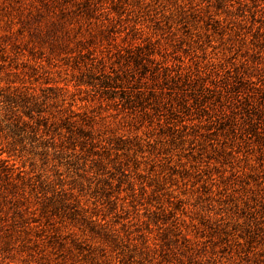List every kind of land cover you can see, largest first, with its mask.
<instances>
[{
  "label": "rangeland",
  "instance_id": "374dc122",
  "mask_svg": "<svg viewBox=\"0 0 264 264\" xmlns=\"http://www.w3.org/2000/svg\"><path fill=\"white\" fill-rule=\"evenodd\" d=\"M0 264H264V0H0Z\"/></svg>",
  "mask_w": 264,
  "mask_h": 264
},
{
  "label": "trees",
  "instance_id": "16d2710c",
  "mask_svg": "<svg viewBox=\"0 0 264 264\" xmlns=\"http://www.w3.org/2000/svg\"><path fill=\"white\" fill-rule=\"evenodd\" d=\"M3 197H4V196H3V195H1V199H0V200H2V199H3Z\"/></svg>",
  "mask_w": 264,
  "mask_h": 264
}]
</instances>
